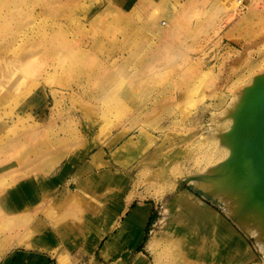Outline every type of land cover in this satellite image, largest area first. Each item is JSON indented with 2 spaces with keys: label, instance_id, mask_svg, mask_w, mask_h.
Returning <instances> with one entry per match:
<instances>
[{
  "label": "rangeland",
  "instance_id": "374dc122",
  "mask_svg": "<svg viewBox=\"0 0 264 264\" xmlns=\"http://www.w3.org/2000/svg\"><path fill=\"white\" fill-rule=\"evenodd\" d=\"M237 1L0 0V64L25 63L0 85V264H131L105 258L112 227L90 237L91 213L102 221L100 201L122 185L125 206L153 204L148 264H264L254 236L191 183L224 162L212 133L264 80V0ZM67 163L74 191H45ZM78 167L99 173L79 183ZM186 189L230 231L218 216L193 223L175 202Z\"/></svg>",
  "mask_w": 264,
  "mask_h": 264
},
{
  "label": "bare ground",
  "instance_id": "6f19581e",
  "mask_svg": "<svg viewBox=\"0 0 264 264\" xmlns=\"http://www.w3.org/2000/svg\"><path fill=\"white\" fill-rule=\"evenodd\" d=\"M232 1L224 0L226 10L229 9ZM242 1L245 2V0H238L237 2L242 4ZM160 15H163L160 8L151 10L149 19L155 22ZM167 17L172 21L171 16ZM162 21L161 19V23ZM163 24L165 25L166 21H163ZM174 32L172 26L165 30V34H173ZM16 63L17 60L15 64L13 62L0 64V85L5 84L4 82L9 76L10 81L13 78L12 81L14 82L18 73L24 71L25 63ZM10 64L13 65V68ZM261 79L259 83L257 82V85H260H256L246 94L247 96L242 103L243 108L236 113L237 116L233 117L235 122L228 130L229 132L226 129H221L212 133L215 143L218 144L219 142L223 146L222 153L225 155L223 164L221 162L213 166L211 163L212 166L205 168L202 174L206 175V179L201 182L193 180L191 183L203 195L217 200L248 234L254 236L256 244L264 250V80ZM15 83L14 85L18 87L25 85L26 82L21 77ZM215 115L217 114L215 113ZM175 202H181V205L186 206L184 210L188 218L190 217L195 224L200 225L196 218L197 215L208 220L218 216L222 220L221 215L216 210L204 207L187 189L182 190L177 195ZM194 209L197 211L195 215L192 214ZM146 213L144 208L138 206L128 220L130 228L132 231L134 230V234L139 236V240L143 236L142 225ZM220 219L217 220L227 233L230 231L229 227ZM233 237L239 241L235 234ZM139 256L133 264H147L148 257L145 254Z\"/></svg>",
  "mask_w": 264,
  "mask_h": 264
},
{
  "label": "crops",
  "instance_id": "0c3cea01",
  "mask_svg": "<svg viewBox=\"0 0 264 264\" xmlns=\"http://www.w3.org/2000/svg\"><path fill=\"white\" fill-rule=\"evenodd\" d=\"M154 9H157V7L153 8V10ZM155 22H158V18H157V20H155ZM93 154H92V156H93ZM103 155H104V153H103ZM92 156H91V159H92ZM91 159H89V160H91ZM102 160H103V158H102ZM102 160H101V163H102ZM84 164H85V162H84ZM74 167L75 166L73 164L67 163L66 165H64L61 168L60 172H58L57 174H55L54 176H52L50 178V179H52V178H54V177H56L58 175H61V181L59 182V183H61V184H59L60 188L59 187L56 188L57 185H55V187H54L52 184L51 185L49 184L46 188H50V189L47 190L42 185L41 182H40V184L43 186L44 190L46 189L45 191H47L48 193H51V190H57V194H58V193L61 192L62 188H65L67 191H69V190L74 191V190H72L70 188H67L65 185L62 186V183H65L68 180V176H69V174L71 172H73ZM80 167H82V165ZM80 167L75 169V172H74V175H76L78 177V179H79V183H80V179L81 178L85 179V177H83L82 175L78 176V173H79L78 169ZM66 169H69V172L66 175H62L63 171L66 170ZM95 169H93L92 171H88V172H90V176L88 178H86V179H88V181L92 180L91 176L93 174L99 173V172H96ZM91 172H93V173H91ZM103 172H105V171L100 172V174L103 173ZM107 172H109V170ZM83 173H85V172H83ZM109 173L117 174L116 172H112V171L109 172ZM50 179H48V180H50ZM86 179H85V181H86ZM40 180H42V182H45V183L48 181L46 179H45V181L43 179H40ZM111 186H115V185L111 184ZM89 187L91 188L92 193H89L88 195H93L94 192L97 191V189L99 188V187L96 188V187H91V186H89ZM115 187H117V186H115ZM117 188L118 189L115 192L116 195H114L113 199L111 198L112 195H110V197L107 198V200L110 198L107 202L105 201L106 199L100 201V203L102 204L101 205L102 206L101 207V214L103 215L102 216V221H100V219H99V217H101V216L95 215V213L90 211V212H92L91 214L93 215V217H92V223L94 224L93 227L96 229V230L94 229V231H93L94 233L93 234H90V237L92 236V237L95 238V241L100 242V239L103 237V235H105V233H107L110 230H112L113 233L109 237L105 238V240L103 242L102 249H101L106 259L111 258L112 256L117 258V256H118L119 259L127 260V261L131 262V264H132L134 262V259L135 258H139L140 257L139 254L143 253L149 259L148 262H147V264H148L151 261V259L143 251L142 246L144 244H146V248L148 246V242H147V228H148L149 223L151 222V220L153 218V213H154L153 204L150 203V202H138V203H136L133 206H129V205L127 206V203H126V206H125L124 197H123V193H122V189L124 188V186L122 185L121 187H117ZM78 189H79V186H78ZM97 195H98V191H97ZM138 206H141L142 208H144L145 212H147L145 214L146 216H145V219H144V222H143V225H142V227H143L142 228L143 229V236H142L141 240H139V236H137L136 234H134L132 232V230H131V228L129 226L125 227V224L128 223V220H129L130 216L133 214V212L137 209ZM100 222L102 223L101 225H100ZM98 227L100 228V230H98ZM105 227H112V229H110L107 232H105L104 231ZM114 229H115V231H114ZM58 230H59L60 233H62L61 228L58 229ZM51 233H53V231H51ZM111 238H114V240H116L118 238L117 239L118 241L116 242V247H114V250H113L114 252L113 251L103 250V248L108 243L107 240H110V242L112 241ZM73 242L79 243V241H75V240ZM44 244H46L47 246H50L49 247L50 249L52 248L51 245H49L48 242L44 243ZM44 248H47V247H44ZM147 251H150V250H148V248H147ZM112 252L114 253V255H107V254H110ZM46 262L51 264L49 261H46Z\"/></svg>",
  "mask_w": 264,
  "mask_h": 264
},
{
  "label": "water",
  "instance_id": "95a60500",
  "mask_svg": "<svg viewBox=\"0 0 264 264\" xmlns=\"http://www.w3.org/2000/svg\"><path fill=\"white\" fill-rule=\"evenodd\" d=\"M198 193H201L200 191L196 190Z\"/></svg>",
  "mask_w": 264,
  "mask_h": 264
}]
</instances>
